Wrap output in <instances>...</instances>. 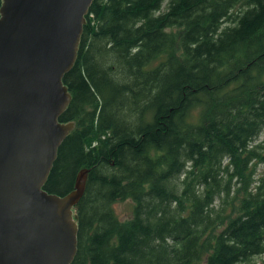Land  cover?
<instances>
[{"label":"trees","instance_id":"trees-1","mask_svg":"<svg viewBox=\"0 0 264 264\" xmlns=\"http://www.w3.org/2000/svg\"><path fill=\"white\" fill-rule=\"evenodd\" d=\"M86 18L61 115L83 124L44 185L64 196L86 168L71 264H257L264 0H94Z\"/></svg>","mask_w":264,"mask_h":264},{"label":"water","instance_id":"water-1","mask_svg":"<svg viewBox=\"0 0 264 264\" xmlns=\"http://www.w3.org/2000/svg\"><path fill=\"white\" fill-rule=\"evenodd\" d=\"M94 0H2L0 8V264H71L75 208L87 171L66 195L44 189L58 151L83 120L61 119Z\"/></svg>","mask_w":264,"mask_h":264},{"label":"rangeland","instance_id":"rangeland-1","mask_svg":"<svg viewBox=\"0 0 264 264\" xmlns=\"http://www.w3.org/2000/svg\"><path fill=\"white\" fill-rule=\"evenodd\" d=\"M194 114H198V110H194ZM257 144L262 143L264 146V132L258 137ZM257 173H259V176L264 173V164H259L257 166ZM114 209L117 214V216L120 218V220L125 221L132 217L133 215V209H134V202L132 199H125L122 201H118L114 204ZM257 264H264V256L258 257L254 260Z\"/></svg>","mask_w":264,"mask_h":264}]
</instances>
